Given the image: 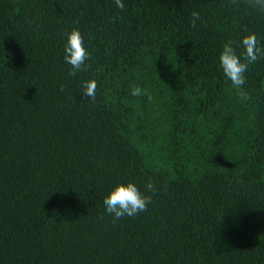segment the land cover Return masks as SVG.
Here are the masks:
<instances>
[{"label":"trees","instance_id":"16d2710c","mask_svg":"<svg viewBox=\"0 0 264 264\" xmlns=\"http://www.w3.org/2000/svg\"><path fill=\"white\" fill-rule=\"evenodd\" d=\"M122 3L0 0V264H264V56L243 101L219 62L249 33L264 49V12ZM72 29L90 53L76 76ZM128 182L152 203L113 222L103 199Z\"/></svg>","mask_w":264,"mask_h":264},{"label":"clouds","instance_id":"9594fccd","mask_svg":"<svg viewBox=\"0 0 264 264\" xmlns=\"http://www.w3.org/2000/svg\"><path fill=\"white\" fill-rule=\"evenodd\" d=\"M249 7L264 12V0H246ZM117 7L121 10L125 5L122 0H115ZM235 4L236 0H232ZM191 26H196V21L200 19L197 12H193ZM66 43L64 45V61L70 65L69 75L76 76L81 71H86L91 67L86 63L90 60V53L86 50L84 39L78 29H72L66 34ZM237 48L243 51L237 53ZM264 56V49L260 47V42L254 33L243 36L239 42L229 40L223 44L222 51L219 54L220 67L225 77L231 81L233 88L237 89V96L243 101L249 97L243 91H240L245 84V73L249 65ZM82 94L85 97L96 99L97 83L95 80H84L82 82ZM148 95L147 90H142L139 86H133L132 96ZM151 99V96H148ZM146 191L155 193V184L151 180L146 184ZM152 203V197L140 191L133 182L117 184L103 199L105 212L113 217V222L124 217H135L141 212L147 210L148 205ZM103 217H101L102 219Z\"/></svg>","mask_w":264,"mask_h":264}]
</instances>
